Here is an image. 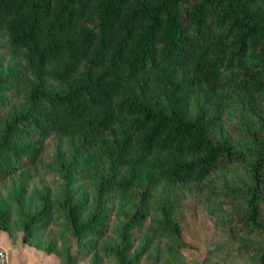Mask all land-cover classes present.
Listing matches in <instances>:
<instances>
[{
	"label": "trees",
	"instance_id": "16d2710c",
	"mask_svg": "<svg viewBox=\"0 0 264 264\" xmlns=\"http://www.w3.org/2000/svg\"><path fill=\"white\" fill-rule=\"evenodd\" d=\"M0 184L60 264H184L200 211V264H264V0H0Z\"/></svg>",
	"mask_w": 264,
	"mask_h": 264
},
{
	"label": "rangeland",
	"instance_id": "374dc122",
	"mask_svg": "<svg viewBox=\"0 0 264 264\" xmlns=\"http://www.w3.org/2000/svg\"><path fill=\"white\" fill-rule=\"evenodd\" d=\"M245 114L241 106L230 107L222 113L220 125L222 132L229 135L231 142L236 149L243 148L249 137L248 123L245 121ZM63 146L52 142L48 154L59 161L58 158H65L63 154ZM246 161V160H245ZM245 177L244 167H241L235 175L237 183L242 184ZM34 184L30 181L27 187L31 190ZM10 185L0 184V194L7 198V207L11 212L13 219H17L21 214V207L11 194ZM11 197V199H10ZM55 234V233H54ZM54 234H52L54 236ZM185 240L191 243L190 248L182 250L184 264H200L202 255L206 248L211 247L214 240L217 239V233L214 231L211 221L207 215L200 211L195 217L190 218L186 226L182 230ZM44 245L38 244L36 241L32 243H23L20 241V233L10 236L0 230V251L3 253V264H60L62 258L58 253L48 251L43 248Z\"/></svg>",
	"mask_w": 264,
	"mask_h": 264
},
{
	"label": "water",
	"instance_id": "95a60500",
	"mask_svg": "<svg viewBox=\"0 0 264 264\" xmlns=\"http://www.w3.org/2000/svg\"><path fill=\"white\" fill-rule=\"evenodd\" d=\"M0 256H1V261L4 262L2 251H0Z\"/></svg>",
	"mask_w": 264,
	"mask_h": 264
}]
</instances>
